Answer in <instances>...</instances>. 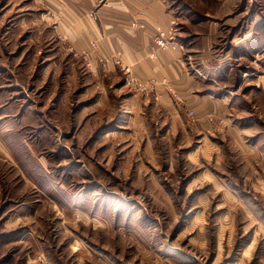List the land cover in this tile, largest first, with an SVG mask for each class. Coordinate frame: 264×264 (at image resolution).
I'll list each match as a JSON object with an SVG mask.
<instances>
[{
	"label": "rangeland",
	"instance_id": "rangeland-1",
	"mask_svg": "<svg viewBox=\"0 0 264 264\" xmlns=\"http://www.w3.org/2000/svg\"><path fill=\"white\" fill-rule=\"evenodd\" d=\"M237 11L199 123L125 110L122 82L146 97L90 77L52 0H0V264H264V49L231 43L264 0Z\"/></svg>",
	"mask_w": 264,
	"mask_h": 264
},
{
	"label": "crops",
	"instance_id": "crops-1",
	"mask_svg": "<svg viewBox=\"0 0 264 264\" xmlns=\"http://www.w3.org/2000/svg\"><path fill=\"white\" fill-rule=\"evenodd\" d=\"M240 1L52 0L60 12L57 32L76 49L95 42L98 46L96 56L107 63L106 68L98 64L87 70L90 77H106L117 84L123 80V67L128 66L139 79L158 82L157 94L141 101L134 91L126 85L123 87L122 82L119 92L126 95L123 99L125 110L139 112L141 116L146 106L153 111L158 107L160 110L172 107L180 112L178 107L184 105L195 112L199 123L205 119L203 114L208 113L209 119L211 115L216 119L224 108L225 99L205 88L203 80L209 74H216L228 62L220 61L214 48H218L217 41L222 37L220 25L234 23L235 27L244 16L237 11ZM200 17L212 20L207 24L197 19ZM262 18L260 13L252 14L250 23L241 35L238 34L239 40L231 41L238 43L233 47L264 49ZM258 23L259 28L255 29ZM160 33L171 39L166 49L158 48ZM171 91L182 97L181 104L174 101Z\"/></svg>",
	"mask_w": 264,
	"mask_h": 264
},
{
	"label": "built area",
	"instance_id": "built-area-1",
	"mask_svg": "<svg viewBox=\"0 0 264 264\" xmlns=\"http://www.w3.org/2000/svg\"><path fill=\"white\" fill-rule=\"evenodd\" d=\"M170 41L171 39L165 37L164 33H160V38L157 41L158 48L166 49L170 45ZM97 50L98 46L95 42H93L84 48L75 49L73 55L74 57L80 59L89 70H92L98 64H100L102 68H106V61L96 56ZM117 64L120 65V61H117ZM123 71L126 76L125 79L127 84L135 87V89H137L143 97L150 98V96L156 94V86L158 82L155 79H149L146 81L139 79L132 73L131 68L128 66L123 67ZM174 95L177 96L176 94Z\"/></svg>",
	"mask_w": 264,
	"mask_h": 264
}]
</instances>
